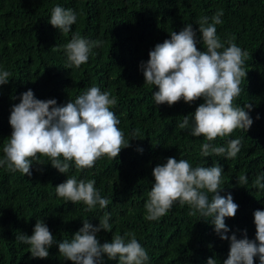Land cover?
Segmentation results:
<instances>
[{"label":"trees","instance_id":"trees-1","mask_svg":"<svg viewBox=\"0 0 264 264\" xmlns=\"http://www.w3.org/2000/svg\"><path fill=\"white\" fill-rule=\"evenodd\" d=\"M72 9L77 22L64 34L49 23L55 6ZM222 9L223 23L217 25L221 42L234 37L237 46L248 52L241 93L234 105L251 104L253 119L246 131L236 129L227 137L211 141L226 146L242 138L241 151L235 158L201 155L205 137L192 136L191 129H180L183 116L194 114L203 98L188 104L156 105L153 93L158 87L145 84L141 63H146L155 46L170 39V33L192 24L197 32V48L204 51L196 21L212 17ZM73 33L103 44L94 47L87 63L66 69L64 45ZM228 45L225 43V47ZM55 47V48H53ZM0 66L12 73L9 83L0 86V159L3 145L12 133L9 123L14 105L31 89L37 99H55L66 105L90 87L110 92L117 104L111 109L120 120L118 127L130 141L118 158L104 156L90 169L77 170L71 162L67 174L52 167L48 157L33 161L32 175L11 172L0 167V264H72L60 256L58 243L49 249L47 259L32 258L30 246L18 242L17 235L31 236L37 220H44L56 241L70 240L83 227V220L99 226V218L110 213L112 233L101 231V244L113 234L134 232L146 249V264H207L215 258L222 264L228 258L230 240H222L211 223L212 217L189 215L188 205L176 202L158 220L145 219V203L155 178L153 169L169 157L187 160L193 168L221 165L223 190L239 205L234 218H225L238 239L255 240L254 212L264 211V189L255 187L257 176L264 174V0H0ZM191 123V120H190ZM139 129L140 135L132 133ZM135 138V139H133ZM142 149V151H140ZM63 159V157H61ZM245 175L246 185L237 178ZM68 176L96 181L95 187L110 202L86 211L83 202L72 204L56 194V186ZM211 197V194H209ZM104 264H118L104 257ZM254 264H260L254 257Z\"/></svg>","mask_w":264,"mask_h":264},{"label":"clouds","instance_id":"clouds-1","mask_svg":"<svg viewBox=\"0 0 264 264\" xmlns=\"http://www.w3.org/2000/svg\"><path fill=\"white\" fill-rule=\"evenodd\" d=\"M223 15L220 9L212 17L202 16L196 21L204 51L198 50L197 32L192 24H187L178 33L171 32L170 39L157 44L149 53L150 59L142 62L140 67L145 84L159 89L153 93L156 105L173 106L181 100L192 104L203 98L204 103L194 114L183 116L178 127L190 128L192 136H203L209 141L202 145V156L232 159L241 151L242 138L229 140L226 146L210 142L230 136L236 129L248 131L253 119L245 110H251L250 103L244 107L234 105L241 93L242 79L247 76L244 64L248 52L237 46L234 37L221 42L216 26L223 23ZM76 22L77 14L72 9L57 5L51 11L49 23L64 34L69 33ZM102 44L103 41H90L73 33L70 42L64 45L66 69L87 63L92 49ZM11 76L10 71L0 66V86L9 83ZM116 104V97L96 86L63 106L55 99H37L29 89L21 95V102L12 108L9 120L12 133L3 145L4 158L0 159V167L6 165L11 172L31 176L33 161L44 165L39 159L42 156L48 157L52 167L60 173L67 174L71 162L77 170H82L93 168L104 156L118 158L122 149L130 146V141L118 127L120 120L111 110ZM139 135V129L132 133L133 137ZM223 171L218 164L193 168L185 159L178 161L169 157L166 163L153 169L155 182L147 194L145 219L158 220L176 202L181 206L188 205L193 209L189 215L198 212L201 217H212L216 233L222 240H230L228 258L222 264H254L257 256L260 264H264V211L254 212L255 240L248 239L246 231L243 239H238L235 233L231 237L227 235L230 229L225 218H234L239 205L231 194L220 195ZM237 182L240 186L246 185L248 178L241 175ZM95 184L94 179L85 181L68 176L55 187L56 194L72 204L83 202L86 211L97 205L105 209L110 201L101 196ZM253 184L264 189V174L257 176ZM110 219L108 212L99 218V226L84 219L83 227L70 240L63 239L62 242L55 240L44 220H37L31 236L21 233L16 240L30 246L28 252L32 258L47 259L49 249L58 243L60 256L72 264H104L105 255L108 260H118V264H146L148 252L134 232L121 235L117 231L110 242L101 244L97 234L102 230L112 233ZM207 264H217V260L210 257Z\"/></svg>","mask_w":264,"mask_h":264}]
</instances>
